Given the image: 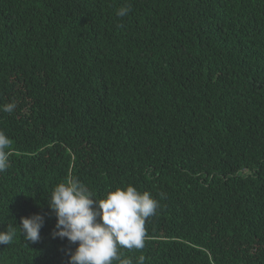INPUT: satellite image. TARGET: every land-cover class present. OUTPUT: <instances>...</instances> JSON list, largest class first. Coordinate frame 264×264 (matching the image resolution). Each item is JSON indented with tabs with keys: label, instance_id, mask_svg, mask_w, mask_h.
Masks as SVG:
<instances>
[{
	"label": "trees",
	"instance_id": "1",
	"mask_svg": "<svg viewBox=\"0 0 264 264\" xmlns=\"http://www.w3.org/2000/svg\"><path fill=\"white\" fill-rule=\"evenodd\" d=\"M8 102L0 264H66L47 196L70 176L159 201L133 264H264V0H0Z\"/></svg>",
	"mask_w": 264,
	"mask_h": 264
},
{
	"label": "clouds",
	"instance_id": "2",
	"mask_svg": "<svg viewBox=\"0 0 264 264\" xmlns=\"http://www.w3.org/2000/svg\"><path fill=\"white\" fill-rule=\"evenodd\" d=\"M130 10V5L121 6L116 15L125 17ZM16 107L15 102H8L0 105V111L11 114ZM10 143L5 132L0 131V173L10 167ZM47 205L56 220L51 236L66 238L74 246L65 250L66 264H133L131 259L121 256L120 249L145 247L146 221L160 208L150 192L139 191L131 184L109 186L103 198H98L76 176L57 183L47 196ZM44 223L45 214L21 216L20 234L25 241L37 243ZM16 235L11 226L0 230V245L11 244ZM137 264H145L143 255Z\"/></svg>",
	"mask_w": 264,
	"mask_h": 264
}]
</instances>
